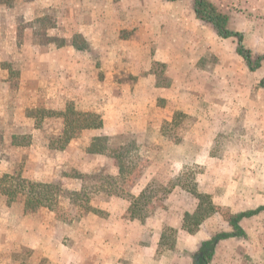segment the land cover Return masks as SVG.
<instances>
[{
    "label": "crops",
    "instance_id": "crops-1",
    "mask_svg": "<svg viewBox=\"0 0 264 264\" xmlns=\"http://www.w3.org/2000/svg\"><path fill=\"white\" fill-rule=\"evenodd\" d=\"M248 5L251 11L242 17L251 14V24L248 16L239 18L241 14L232 12L227 28L241 33L242 42L243 35H248L255 48L264 49V21L258 17L255 22L256 6ZM258 8L262 11L264 7ZM211 28L197 18L194 0H0V109L5 108L0 123L4 148L0 183L15 172L18 152L26 154L20 156L23 173L44 170L46 178L64 176L73 169L71 164L57 163L58 168L47 169L37 155L85 160L95 139L138 136L171 123L176 111L185 113V98L191 92L211 117L231 124L227 129L240 128L241 155H263L264 88L260 82L264 63L250 71L234 41L227 44ZM69 104L81 113L97 115L102 125L82 130L79 138H72L61 149L45 139L63 136V119L44 118L37 125L34 114L41 109L60 114ZM247 165L244 161L242 167ZM83 166L89 165L85 162ZM254 186L264 184L254 182ZM263 196L253 200L255 207L264 205ZM121 202L123 210L117 209ZM128 202L112 198L101 211L105 216L104 220L101 217L103 252L112 245L113 250L116 246L122 249L128 227L122 226L121 218L136 220ZM88 214L94 215L88 212L81 219H88ZM36 215L57 223L49 210ZM37 218L34 215L31 220ZM27 219L23 204L0 190V264H27V252L35 249L43 253L33 258L34 264H43L42 257L50 264H88L89 256L75 252L70 242L58 241L50 226L39 231L51 237L34 235ZM65 237L73 240L72 227ZM158 242L150 245L148 255L156 253ZM20 248L23 256L15 260ZM161 261L169 264L164 258ZM101 264L111 261L104 257Z\"/></svg>",
    "mask_w": 264,
    "mask_h": 264
},
{
    "label": "rangeland",
    "instance_id": "rangeland-1",
    "mask_svg": "<svg viewBox=\"0 0 264 264\" xmlns=\"http://www.w3.org/2000/svg\"><path fill=\"white\" fill-rule=\"evenodd\" d=\"M208 1L230 18L232 12L241 14L239 18L246 19L248 16L249 23L251 14L246 17H242V14L249 13L248 4L252 2L256 6V10L252 8L255 22L258 17L261 22L264 21V8L262 11L258 8L264 7L259 3L263 4L264 0ZM224 40L227 44L233 40L237 45L234 38ZM242 45L249 51L252 60L263 56L264 49L255 48L248 35H243ZM185 103V113L176 111L173 121L169 124L151 127L138 136L133 134L99 138L101 141L93 140L89 147L90 156L85 160H71L72 158L63 155H37L42 159L41 162L47 165V169H51L50 166L58 168L61 163L71 164L73 169L64 173V176L58 174L55 178H46L44 170L35 174L23 173L21 164L24 160L20 156L26 157V154L21 155L18 152L20 156H14L18 158L16 170L8 176L7 181L0 183V190L8 188L15 191L16 199L13 200L25 207L28 215L27 225L31 228L29 231L34 235L42 233L51 237V234L39 231L41 227L50 226L58 241L62 239V242H70L75 252L83 253L84 258L85 255L89 256L88 264H101L104 257H107L111 264H163V258L168 260L169 264H193L192 255L198 252L202 241L219 233L231 232L227 222L230 214L257 208L253 200L264 195V186H254V182L264 184V154L258 156L252 152L249 155H241L240 128L236 125L227 129L231 124L224 122V119L220 122L216 120L217 117H211L208 108L198 104L193 92L186 95ZM4 115L5 108L2 107L0 123L5 118ZM34 117L38 119L37 125H41L44 118L61 117L64 130L67 125V134L73 135L74 138L80 137V123L95 120L100 121L102 125L100 117L76 111L71 104L60 114L43 109L36 110ZM1 130L3 127H0ZM53 137L56 136L47 137L45 142L50 144L53 140L54 147L63 145V136L58 140ZM3 149L0 143L1 155ZM244 161L248 165L242 167ZM85 162L89 166L84 167ZM46 179H49L46 181L48 183L45 182ZM144 185H149L150 188L146 195L141 197L140 193L146 187ZM193 190L209 195L217 211L204 220L194 234H189L181 229V224L183 215L192 213L197 206L198 201L191 193ZM75 196L102 212L112 198L129 201L130 204L135 200H148L134 211L137 217L141 214V220L136 218L131 221L126 219V216L121 218L122 226L128 227L124 229L128 233L122 249L116 246L113 250L115 245H112L110 250L103 252L101 217L104 220L105 216H101V213L88 214V219H81L86 212L82 214L80 210L69 205V198H76ZM38 198L42 200L36 202ZM122 208L121 202L117 209L123 210ZM43 209L54 213L57 223L50 222L45 216L40 215L37 218V211ZM66 214H69L71 222L63 220ZM34 215L36 221L31 220ZM71 216L76 217L71 219ZM69 224L72 225L66 227ZM239 226L245 236L218 242L215 257L213 256L210 264H264V212L243 219ZM70 227L73 228V240L65 237ZM168 227L176 231L174 248L169 249L166 245L170 243L165 242L155 254L148 255L147 249L155 240H159L158 234ZM96 232H100V235L95 234ZM109 239L112 242L116 240ZM21 251L22 248L15 251V260L23 256ZM41 253V249L27 252L28 258L24 262L34 264L33 258H37ZM42 258L41 263L50 264L47 258Z\"/></svg>",
    "mask_w": 264,
    "mask_h": 264
},
{
    "label": "trees",
    "instance_id": "trees-1",
    "mask_svg": "<svg viewBox=\"0 0 264 264\" xmlns=\"http://www.w3.org/2000/svg\"><path fill=\"white\" fill-rule=\"evenodd\" d=\"M167 1H177V0H167ZM194 12L200 20H203L205 22L210 23L213 28L216 30L217 34L221 38H234L237 41V53L244 59L247 68L250 71H255L258 69L261 65V63L264 61V55L257 57L255 60L251 59L250 53L248 50H246L242 45V35L241 33L231 31L227 28V21L228 17L225 13H222L218 10V8L212 4L208 0H194ZM261 87L264 88V79L260 82ZM85 117V116H84ZM101 126L100 121L90 120L88 122L80 123L78 126L79 130L83 129H91V128H97ZM63 145L59 148L63 149L65 144H67L72 138H74L73 135L67 134V125L65 127V130L63 131ZM101 141V139H98ZM101 151V150H100ZM8 176H5L3 179V182L7 181ZM150 188V186H146L140 193V196L146 195L147 190ZM2 193L7 195L10 200L16 199L15 191L10 190L8 188H5L2 190ZM191 193L196 197L198 203L195 208V210L192 213H185L182 218V224L181 229L189 234H194L200 227L201 223L206 220L207 218L213 216L216 213V208L212 204L210 200V196L207 194L196 192V190H193ZM78 195V194H77ZM76 198H69L71 206L75 207L76 209L80 210L79 212L84 214L85 212H91L94 214H99L101 211L99 209L88 206L90 204H87L86 202H83L78 196H75ZM42 198H38L35 200L36 202L41 201ZM148 200L145 198V201ZM145 201L135 200L131 202V215L133 218H137L141 220V214L137 217L136 208L138 209L139 205H144ZM140 209V208H139ZM140 210H138L139 212ZM260 212H264V205L260 206L254 210H247L244 212H240L237 214H230L227 217V222L229 223L231 227V232L229 233H219L211 238L203 241L201 243V246L196 252L192 255V261L193 264H209L212 260L215 247L218 244V242L223 241L228 238H241L245 236L244 231L239 226L240 221L243 219L252 217L254 215L259 214ZM69 214H66L63 218L66 222H71V220L68 218ZM76 217V216H75ZM74 216H71V219H75ZM62 218V217H61ZM73 222V221H72ZM169 242V245H166L169 249H173L176 243V231L168 227L166 228L159 238L158 242V248L159 246H162ZM158 251V250H157ZM156 251V252H157Z\"/></svg>",
    "mask_w": 264,
    "mask_h": 264
}]
</instances>
